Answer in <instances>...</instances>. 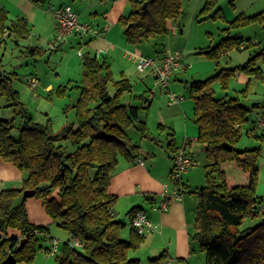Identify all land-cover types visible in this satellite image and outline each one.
<instances>
[{
  "label": "trees",
  "instance_id": "trees-1",
  "mask_svg": "<svg viewBox=\"0 0 264 264\" xmlns=\"http://www.w3.org/2000/svg\"><path fill=\"white\" fill-rule=\"evenodd\" d=\"M32 2L38 4L44 0ZM216 2L206 0L201 13L209 12ZM130 6L131 12L122 17L120 23L131 45L167 33V22L177 21L182 14L181 0H130ZM219 13L220 9L212 18ZM5 21L6 12L0 9L1 29ZM259 22L263 23L261 14L239 15L231 25L246 27ZM13 30L21 39L28 36L22 19L14 24ZM226 41L200 54L217 60L220 53L231 47L240 50L245 43L250 45V41L244 42L241 36L229 37ZM36 52V48H28L25 54L34 56ZM257 57L264 58V47L247 62L221 69L204 81L192 82L189 87L197 127L194 142L201 146L206 169V184L197 193V218L191 240L203 253L204 264H264V211L255 192L260 147L241 151L236 148L243 127L249 123L250 113L253 109H264V99L249 108L238 97L216 99L211 88L215 81L227 88L237 74L262 79ZM11 83L12 78L0 72V96L12 109L15 119H20L15 139L11 135L13 120L0 118V157L13 164L23 174V179L19 189L0 192V264H6L10 255L16 264H30L42 248L41 243L50 239L47 227L28 221L27 199L21 201L24 191H33L31 198L41 200L52 222L69 234L70 241L61 247L55 264H138V260L128 259L127 252L138 248L143 236L131 227L129 239H122L121 233L127 225L113 219L111 210L116 198L109 194L108 186L118 157L131 159L136 151L127 129L132 126L141 136L147 135L145 124L140 121V110L145 103L140 106L125 103L123 96L130 93V82L125 78L113 80L108 66L86 54L82 57L79 96L72 106L75 121L53 135L48 125L32 121ZM247 90L241 92L243 98ZM57 91L63 93L61 88ZM137 99L143 101L144 97L137 96ZM251 124L253 126L254 121ZM251 131L253 128L244 134L255 139L264 137L263 134L258 136L257 130L253 134ZM65 142L75 149L67 152L68 147L62 145ZM169 148L174 151L172 142ZM225 167L239 172V182L226 173ZM137 210L133 208L128 214L133 215ZM260 216L263 219L256 225L243 227L246 220ZM9 230L18 232L19 238L8 237ZM75 239L80 248L72 247ZM19 240L24 243L17 251ZM165 260V254H161L148 264H162Z\"/></svg>",
  "mask_w": 264,
  "mask_h": 264
},
{
  "label": "rangeland",
  "instance_id": "rangeland-1",
  "mask_svg": "<svg viewBox=\"0 0 264 264\" xmlns=\"http://www.w3.org/2000/svg\"><path fill=\"white\" fill-rule=\"evenodd\" d=\"M46 1L47 6L44 11L46 12V16H50L49 18L52 20L51 15L47 13L48 10L58 9L60 5L65 6L66 4L73 3L77 6L79 3H84L85 0ZM205 2L206 0H181L182 14L176 22L171 23V28H174L175 31L170 29V31H167V33L163 35H155L146 41H142L141 44L137 46V48H140L139 50H141L142 55L156 58L157 52H162L164 49L178 51L181 53L182 64L184 66H189V68L187 67L188 69L182 73V78L185 77L188 82L194 80L204 81L214 75L216 71L225 68H234L247 62L251 57H256L258 50L264 47V16L262 15L263 23H254L251 24L252 26L235 27L232 26L231 23L241 14H244L245 16H253L260 13V11H264V0H217L215 6L209 12L203 14L201 11ZM128 6L129 2L127 1L125 9L127 12H129ZM96 7L98 9L101 8L100 5ZM105 7L106 8L104 9H112L111 4ZM218 9H220L219 15L212 18L213 13ZM51 24L55 23L52 22ZM235 36H241L244 39V42L254 41L255 46H249L246 50H238L237 48L231 47L229 50L220 53L217 60L210 59L207 56L200 54V52L206 49L216 47L221 41L227 42L226 40L229 37L234 38ZM30 39V42L26 41L19 43L20 47H17L13 37H4L2 41V34L0 33V72L8 74L12 78L11 85L13 89L18 92L20 101L24 104L31 115L32 121L37 124L48 125L49 132L54 135L60 132L64 125L75 121V112L72 109V106L76 103L79 96V89L76 88V84L81 81L82 75L81 69L79 71L77 70L78 73L73 69L76 61L78 63L81 62L82 57L78 56L77 47H73V49L70 47L63 48V51L51 54L47 51L49 45L45 43L43 44L44 36H41V39L38 38L39 41L37 40L36 42V38L32 34ZM29 43H32V45H38L41 49L42 55L35 58H26L22 56V46H26V44L29 45ZM256 59L257 65L262 71V79H252L251 84L249 83L248 85V90L247 84L245 86H239L233 79L229 81L227 88L225 89L221 86L219 81H215L211 84L215 98L221 100L238 97L245 106L251 107L256 102L254 100L264 94V58L257 57ZM69 61L72 62L68 67ZM77 66L80 68L78 64ZM67 69L69 73L64 75ZM141 76V78L137 75L134 76L131 79V85L133 93L142 94L145 92V96H143L144 98H152L148 110H140V119L146 120L148 116V122H145L147 126V135L145 137L141 136L132 126L127 129V135L132 140L133 145L139 148L142 147V144L148 147H153V145H156L155 142L158 141L162 142L165 146L170 140V132L173 131L175 142L177 143L176 145L181 148L183 146V139L185 138V124H187L192 131L196 130L193 123V104L189 93L185 88L186 85L184 83H179L176 79H170L171 93L181 97L182 100L180 101V105L189 110L187 117L184 115L180 117L177 115L179 114L178 106L168 105L166 94L155 86L150 73L144 72ZM32 78L37 79L36 81L38 84V87L34 91H32L27 85V81ZM69 80H72V84L68 82ZM46 82L53 83V90L51 92L43 91V83ZM252 85L257 86L258 95L243 98L241 92L247 90L248 94ZM60 86H63L61 88L63 93L61 94L57 91ZM109 91L113 94L112 90ZM163 98L166 100L165 103ZM127 99L131 98L127 95ZM139 103V100H132V105L138 106ZM157 107L158 109H161V114L165 120V126L159 124L157 115L154 114ZM263 114L264 109H257L250 113L249 123L243 127V135L236 148L241 151L260 147V156L257 160L258 178L255 192L256 196L260 199V206L264 211V137L262 139H255L244 134L247 130L252 128L251 123L253 121L258 117H264ZM0 118L8 121L13 120L11 135L16 139L18 136L20 119H15L12 109L9 108L7 102L1 96ZM256 134L261 136L263 131L257 130ZM151 137L153 140H151ZM146 139L150 140L147 141ZM62 145L68 147L67 152L69 153L75 149V147L69 142L62 143ZM188 149L193 153L196 164L187 172L189 175H186L187 173L183 175V182L187 185L184 192L187 195L197 194L200 188L206 184L205 160L201 146L197 143H193L187 148V151ZM156 151L159 152L158 149ZM0 159L4 163H8L1 157ZM14 170L17 172L18 176L23 179V174L17 168ZM224 170L227 174L231 175L234 180L239 182V172L234 171L231 167H225ZM21 182L22 180H17V182L6 183V189H19L21 187ZM35 199L39 200L37 198H33L32 200ZM262 219L263 217L260 216L255 220H246L243 227L256 225ZM128 223L129 222L126 220V225H128ZM45 227L48 228L51 238H54L59 242L60 247L70 241L69 234L65 230L57 227L55 223L52 222ZM127 239L128 238L125 236L124 240ZM1 242L2 237L0 234V244ZM142 243L138 248L131 249L127 252L129 260H138V264H148L150 259L160 256V254L156 255L155 252L152 251V248L144 247ZM192 248L194 253L191 257L190 264H203L204 255L195 242H192ZM76 250L81 251L80 249ZM60 251L50 258V264H52L53 261L55 262V257L60 255ZM172 264L179 263L177 261Z\"/></svg>",
  "mask_w": 264,
  "mask_h": 264
},
{
  "label": "crops",
  "instance_id": "crops-1",
  "mask_svg": "<svg viewBox=\"0 0 264 264\" xmlns=\"http://www.w3.org/2000/svg\"><path fill=\"white\" fill-rule=\"evenodd\" d=\"M127 1L129 2V12L125 10ZM109 4H111L112 9H104L106 8L105 6ZM66 5L71 6L72 10L77 15L78 20L81 23L90 24L100 30L105 28L106 30L104 31V33H102L98 37H89L83 39H80L75 35H66L63 37L62 41L56 42L55 38L57 34V26L53 18H51L52 20H50V16H46V12L44 11L47 6L46 0L38 4L33 3L32 0H0V9H3L6 12V21L2 24V29L0 28L2 41L4 37H13L15 40V45L17 47H20L19 43L31 41L30 38L32 37V34L36 38V42L37 40L39 41V39H41V36H44L43 44L45 43L49 45L52 42L54 43L53 49H50L48 47L47 51L49 53L56 54L57 52L59 53L60 51H63V48L70 47L71 49H73V47H77V51H81V54L83 56L89 54L90 57H95L97 60L103 62L106 66H108L111 72V76L115 81L121 78H125L131 84V79L134 76L137 75L139 76V78L142 77L141 74L143 73L138 72L136 69L138 58L140 56H144L142 55L141 50H139L140 48H137V46L141 43L137 45L129 44L124 35V28L120 23L121 18L128 16L131 12L130 0H85L84 3H79L77 6L74 5V3ZM99 5L101 6L100 9L96 7ZM259 14L264 16V11H260V13H257L255 15ZM20 19L25 22L26 30L28 31V36L26 39H21L16 36L13 30L14 24H16ZM50 21L51 23L53 22L55 24H51ZM171 23H174V21L167 22V30L170 31V29H172L173 31H175L174 28H171ZM249 44L250 45L247 46L246 43L243 50H246L249 46H255L254 41H250ZM217 45H219V43ZM22 48L23 49L21 50V54L26 58H35L42 55L41 49L38 45H32V43H29V45L26 44V46L24 45L22 46ZM28 48L37 49V52L34 56H28L25 54ZM166 51L167 50L164 49L162 52H157L156 58L164 55ZM71 62L72 61L68 62V67ZM77 64L80 68H78ZM187 67L189 68V66ZM80 69L82 75V59L79 63L76 61L73 70L78 73ZM185 70L174 72L171 76V79H176L179 83H184L186 85L185 88L189 93V87L195 80L188 82L185 77L182 78V73H184ZM68 73L69 72L67 69L64 75ZM216 73L217 71L215 72V74ZM233 80L239 86H245L248 83L251 84L252 79L245 76L244 74H237L233 78ZM68 82L72 84V80H69ZM43 86V91L45 92H51L53 90V83L51 82L43 83ZM62 87L63 86H60L59 88ZM80 87L81 81L76 84L77 89H79ZM158 88L164 94H166L163 89H161L160 87ZM109 90H111V87H109ZM144 94L145 92L142 94L133 93L131 85L130 93L124 94L123 99L125 103H129L131 105L133 99L139 100L140 103L138 106H140L142 103H145L144 109L148 110L152 98H144L143 101L141 99H137V96H145ZM127 95L131 99H127ZM257 95V86L252 85L245 98ZM166 98L168 100V105L178 106V116H188L189 110L183 108V106L180 105V101L182 100L181 97H178L179 100L177 102H172L168 98L167 94ZM263 99L264 94L260 97H257L256 100H253L256 101L255 103H258ZM163 101L165 103V98H163ZM192 104V113H194L193 100ZM254 110L256 111L257 109H253L252 111ZM154 114L157 115L159 124L164 125L165 120L161 114V109H158L157 107ZM140 120L145 124L147 130L145 122H148V116L146 120ZM195 129V131H192L191 128H189V126L185 124V138L183 139V146L181 148L187 149L191 144L195 143L194 140L197 136L196 125ZM169 138L170 140L165 146L160 141L155 142L156 145H153V147H148L144 144H142V147L140 148L135 146L136 151L134 152V156L131 159H127L123 156L118 157L117 165L110 177V183L108 186L109 194L116 198L111 211L114 220L122 222L123 224H126V220L127 222H129L126 228L121 233L122 239H124L125 236L129 239L130 236L129 230L132 227V215L128 214L130 210H132L133 208H138V210L144 211L150 224L152 225V229L148 230L142 235L140 234L141 236H143L142 245L146 248H152V251L155 252L156 255L165 254L167 259L162 264H172L176 263L177 261L179 264H190V261L192 259L191 257L194 253V250L192 248L191 235L195 231V222L197 218V194H185L184 191L187 188V185L183 182L182 177V186L184 187H182L183 193L181 201H172L170 202V204H168L165 210L159 209V203L166 196V194H169L172 188L170 174L173 167V156L174 151L180 148L176 145L177 143L175 142L173 131L170 132ZM150 139L146 140L148 141ZM151 140H153V138ZM171 142L174 145V151H172L170 148L168 149V144ZM189 142H191L190 145H188ZM131 146H134L132 140ZM157 149L159 150V152L156 151ZM188 152L194 159L193 153L190 151V149H188ZM14 169H16V167L13 164H6L0 159V192L7 188L6 183H13L17 182V180H22V178L18 176L17 172ZM186 175H189V173H187ZM28 199L26 200L28 221L33 225L44 227L52 223V220L45 212V208L41 200H32L33 198ZM7 234L10 238H19V233L16 231L9 230ZM51 239L56 242V253L61 250L59 242L56 239L51 238L50 236V239L47 238L44 242L41 243L42 248L39 249L40 252L39 250L37 251V254L35 255L36 257L31 264H50V258H52L54 254H56L51 253L49 249L52 247L50 243L52 241ZM52 264H55V262L53 261Z\"/></svg>",
  "mask_w": 264,
  "mask_h": 264
},
{
  "label": "built area",
  "instance_id": "built-area-1",
  "mask_svg": "<svg viewBox=\"0 0 264 264\" xmlns=\"http://www.w3.org/2000/svg\"><path fill=\"white\" fill-rule=\"evenodd\" d=\"M47 13L50 14L56 22V42L62 41L63 37L66 35H75L80 39L98 37L106 30L105 28L100 30L90 24L81 23L69 5H65L54 10L50 9ZM49 48H54L53 42L49 44ZM242 49H244V46H240V50ZM78 56H83L81 51H78ZM136 69L140 73L149 72L155 85L163 89L172 102H177L179 100L175 94L170 92L169 84L171 76L174 72L187 69V66L182 64L181 53L178 51L167 50L164 55L159 58L140 56L136 63ZM27 85L32 91H34L37 88L36 79H30L27 81ZM252 128L253 131L250 132L251 134H253L255 130H261L263 131L264 136V117H258L254 121ZM194 165L195 161L186 148L177 149L173 156V167L170 174L172 188L169 194H166V196L159 203L160 210H165L168 204L172 201H181L183 193L182 177L191 168H193ZM131 226L138 234L141 235L152 229V225L150 224L146 213L142 210H137L133 213ZM50 243L52 245V247L49 248L51 253H56V242L52 240ZM71 245L76 248L81 247L78 239L73 240Z\"/></svg>",
  "mask_w": 264,
  "mask_h": 264
},
{
  "label": "water",
  "instance_id": "water-1",
  "mask_svg": "<svg viewBox=\"0 0 264 264\" xmlns=\"http://www.w3.org/2000/svg\"><path fill=\"white\" fill-rule=\"evenodd\" d=\"M144 7H145V5H144ZM33 195H34V192L33 191H24L22 193L21 201H24V200H26L28 198H31ZM23 243H24V240H19V243H18V245L16 247V250L17 251H19V250L22 249ZM5 263L6 264H16V262H15V260H14V258H13L12 255H10V256H8L6 258Z\"/></svg>",
  "mask_w": 264,
  "mask_h": 264
}]
</instances>
